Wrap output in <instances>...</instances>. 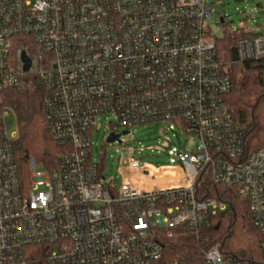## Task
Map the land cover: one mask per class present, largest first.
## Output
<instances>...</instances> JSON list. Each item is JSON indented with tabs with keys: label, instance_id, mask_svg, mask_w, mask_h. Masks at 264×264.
<instances>
[{
	"label": "built area",
	"instance_id": "2783aa9c",
	"mask_svg": "<svg viewBox=\"0 0 264 264\" xmlns=\"http://www.w3.org/2000/svg\"><path fill=\"white\" fill-rule=\"evenodd\" d=\"M211 17L208 0H0V264H189L169 261L163 239L179 231L200 238L209 215L227 208L200 197L205 173L239 188L264 238V149L245 151L247 127L228 107L233 85ZM235 33L238 61L264 59L263 34ZM28 76L44 81L62 150L56 167L31 157L23 175L3 93ZM108 115L107 140L173 122L200 144L174 165L130 156L119 187L94 159L96 120ZM201 256L195 264H241L218 247Z\"/></svg>",
	"mask_w": 264,
	"mask_h": 264
},
{
	"label": "trees",
	"instance_id": "16d2710c",
	"mask_svg": "<svg viewBox=\"0 0 264 264\" xmlns=\"http://www.w3.org/2000/svg\"><path fill=\"white\" fill-rule=\"evenodd\" d=\"M238 36L229 28L216 37L218 59L232 81L227 96L233 118L247 127L245 151L250 154L264 149V59L233 62L232 49ZM45 84L40 77L28 76L22 85L6 89L3 105L13 114L17 124L14 152L21 174L29 175V160L35 157L43 168L57 166V154L62 150L50 132L44 97ZM202 199L215 198L227 205L224 211L209 215L200 230V238L191 231H179L163 239L169 261L189 264L201 262V249L218 247L221 254L241 264H264L263 235L254 223L249 200L238 187L216 183L209 174L198 181Z\"/></svg>",
	"mask_w": 264,
	"mask_h": 264
},
{
	"label": "rangeland",
	"instance_id": "374dc122",
	"mask_svg": "<svg viewBox=\"0 0 264 264\" xmlns=\"http://www.w3.org/2000/svg\"><path fill=\"white\" fill-rule=\"evenodd\" d=\"M212 8V17L207 25L212 35L221 37L226 28L232 32L247 30L264 35V0H208ZM221 17L225 23L221 22ZM110 115L97 118L93 133L94 159L103 161L106 179H115L120 187L121 165L130 156L139 157L143 162L161 165H174L178 153L197 150L199 138L184 131L178 123H165L136 126L131 133L122 134L121 142H107L111 130ZM115 122V120H114ZM9 131H16L17 124L12 112L6 118ZM125 129L118 128V133Z\"/></svg>",
	"mask_w": 264,
	"mask_h": 264
},
{
	"label": "water",
	"instance_id": "95a60500",
	"mask_svg": "<svg viewBox=\"0 0 264 264\" xmlns=\"http://www.w3.org/2000/svg\"><path fill=\"white\" fill-rule=\"evenodd\" d=\"M221 22L224 23L225 20L223 17H221ZM24 61H25V67H24V70L25 71H28L30 69V65H31V61L30 59L24 54ZM232 60L233 62H237L239 60V57H238V51H237V48L234 47L232 49ZM127 132L124 131L123 134H126ZM114 141H120V134H117V135H110L107 142H114Z\"/></svg>",
	"mask_w": 264,
	"mask_h": 264
}]
</instances>
